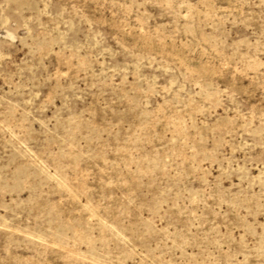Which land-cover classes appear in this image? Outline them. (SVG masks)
<instances>
[{
  "label": "rangeland",
  "instance_id": "374dc122",
  "mask_svg": "<svg viewBox=\"0 0 264 264\" xmlns=\"http://www.w3.org/2000/svg\"><path fill=\"white\" fill-rule=\"evenodd\" d=\"M0 264H264V0H0Z\"/></svg>",
  "mask_w": 264,
  "mask_h": 264
}]
</instances>
